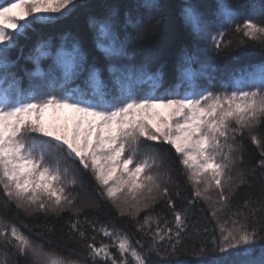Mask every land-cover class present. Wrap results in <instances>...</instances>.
Wrapping results in <instances>:
<instances>
[{"label": "snow or ice", "instance_id": "obj_1", "mask_svg": "<svg viewBox=\"0 0 264 264\" xmlns=\"http://www.w3.org/2000/svg\"><path fill=\"white\" fill-rule=\"evenodd\" d=\"M88 7L86 0H15L0 6L4 206L13 205L29 216L55 217L32 228L23 225L49 244L58 232L57 220L71 213L59 235L76 246L73 254L80 257L79 262L54 257L0 217L2 264L9 259L10 264H190L173 258L192 231L197 212L205 214L197 209L200 201L210 205L220 236L197 246L196 264H264V60L225 73L210 58L201 61L186 50L175 66L177 85L163 88V65L149 71L156 57L148 42L160 19L146 27L139 13L133 17L126 12L121 20L118 7L104 4L100 15L89 16L95 50L85 49L75 38L70 47L61 44L55 51L49 42H40L28 57L35 67L25 70V89L22 79L8 72L15 64L8 59L10 50L34 25H55ZM137 8L151 13L161 4L142 0ZM198 9L186 2L181 10L197 49L196 42L204 41L217 57L229 55L235 49L224 29L234 25L242 36L238 48L250 42L264 51V21L249 17L236 23L241 12L229 0H216L215 9L207 13ZM250 12L264 16V0L260 7L252 4ZM198 50L207 56V47ZM130 51L138 55L132 57ZM44 58L52 60L46 71L40 67ZM240 59L233 56L236 62ZM194 63L200 64L198 71L191 67ZM218 79L222 90L214 92ZM76 81L81 84L70 86ZM246 136L258 150L247 171ZM157 145L169 146L179 157L185 189L189 184L192 189L187 203L178 187L170 191L172 176L164 170ZM67 159L90 174L99 197L111 205L108 211L117 209L118 219L127 216L132 231L111 217L83 214L90 205L78 206L73 191L81 181L70 175ZM256 183L259 200L251 193ZM241 188L248 190L243 200ZM218 213L228 219L221 223Z\"/></svg>", "mask_w": 264, "mask_h": 264}, {"label": "trees", "instance_id": "obj_2", "mask_svg": "<svg viewBox=\"0 0 264 264\" xmlns=\"http://www.w3.org/2000/svg\"><path fill=\"white\" fill-rule=\"evenodd\" d=\"M15 2V0H0V6L10 4ZM89 4L88 8L78 9L69 18L55 24V25H34L33 29L27 32V38L21 37L17 46L10 50L8 59L10 61H15L14 66L8 69V72L15 73V75L22 79L23 87L27 89L29 87L28 77L25 75V70L33 71L35 65L31 60L28 59L30 55H34V49L42 41H47L52 45V50L55 51L61 44L66 46L71 45L73 38L79 39L83 44L85 49L95 50L93 43V29L89 24L90 15H100L103 12L101 5L107 4L116 6L120 9L121 20L124 18L126 12H130L133 17L138 13L144 17V25L150 27L155 19H160V26L158 31L153 33L150 37V50L151 54L156 57V62L150 65L149 71L155 72L161 65L164 67V83L163 88H168L176 86L177 73L175 71V66L179 62L180 58L184 55L187 50L189 53H194L199 57V60L203 61L210 58L216 65L224 69V72L230 71L237 67H242L245 64H255L264 60V51H261L258 47L253 48L249 42L245 48H238L237 42L242 39L241 34L235 32V27L225 26L226 40L232 41V47L235 51L229 49V55L217 57L210 47L206 45L204 41H197L198 49H204L207 47V56L204 52L199 51L197 47L194 46V36L191 29L185 25L184 19L181 15V10L186 2L195 3L199 6V11L202 13H207L212 11L216 7V0H159L161 8L159 11H153L149 13L144 8H137V5L142 3V0H86ZM234 8L241 12L240 18L236 23H242L246 18H252L256 22L264 21V16L252 15L250 12V6L255 4L260 7L261 0H229ZM31 19V17H29ZM23 23V21H22ZM213 31H216L213 28ZM135 35L136 33L133 32ZM97 55H101L98 50ZM243 53H248L244 55ZM129 55L136 57L138 55L135 51H130ZM233 56H240L241 59L236 62L233 60ZM52 63L50 58H44L41 60L40 67L42 70L46 71L48 66ZM194 70H199L200 64L194 63L191 65ZM219 78L222 73H216ZM107 74H105V79H107ZM35 79L39 80V77ZM200 83H205L201 80ZM76 84H81V81H76L74 84L70 85L75 87ZM187 85H184L186 87ZM145 89H148L149 85H143ZM221 84L219 79L216 85L212 88V91H221ZM246 150L244 152L245 161V171L255 163L258 158V150L254 145L251 144L250 140L245 137L244 140ZM160 149L159 155L163 161L164 170L168 171L172 176V185L170 191H174L177 187L181 191V195L184 199V203L191 198V185L187 186L183 183V177L181 172L183 171L182 166L179 164V157L175 154L174 150L170 149L167 145H157ZM63 156V153H60ZM66 166L69 168L70 175H76L78 180L81 181L80 184L73 191L74 195L79 196L78 206L80 204L90 205L84 208V213H94L98 214L102 219L104 217H111L113 222L117 223L121 227H125L127 230L132 231V225L127 223L128 217L125 216L122 219H118L119 212L115 208H111L109 212L108 209L111 207L110 203L102 200L96 190L95 182L91 179L89 173H86L84 169L75 161L67 159ZM248 190L241 188L238 189V195L241 200L245 198ZM251 193L254 195L255 200L260 199V184L256 183L251 189ZM214 195V194H213ZM180 206L178 201V207ZM210 205L204 201H200L197 204V209L203 208L205 214L202 215L197 212L195 217L194 226L189 235L185 236L183 239V246L177 254V257L173 259H180L189 261L190 264H196L199 254L197 251V246L204 244L205 242L210 243V238L215 236L217 239L220 236L219 226L216 220L211 218L209 212ZM159 210V206H158ZM71 213H65L62 217L57 220L58 232L52 237V243L49 244L46 240H42L37 237L33 231H29L23 227L26 223L29 228L32 225L41 220H56L55 217L47 216L42 217L40 215L29 216L23 212H17L13 205L8 207L4 206V197L0 193V217L9 223H15L20 227L26 234L31 235L34 241H38L43 244L45 251L51 253L54 257H58L70 262H79L80 257L73 254L77 251L75 245L70 241H66L60 238L59 228L65 224V217L70 216ZM171 219V216L168 217ZM218 219L221 223L228 219V216L223 213H218ZM207 227L208 231L205 233L203 229ZM66 231V229H65ZM180 247V246H178ZM254 256L259 255V249L253 253ZM4 256L0 252V264L4 261ZM10 264V259H9Z\"/></svg>", "mask_w": 264, "mask_h": 264}]
</instances>
